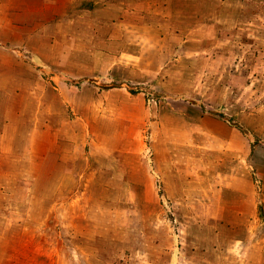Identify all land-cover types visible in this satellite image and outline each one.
I'll list each match as a JSON object with an SVG mask.
<instances>
[{"label": "rangeland", "instance_id": "1", "mask_svg": "<svg viewBox=\"0 0 264 264\" xmlns=\"http://www.w3.org/2000/svg\"><path fill=\"white\" fill-rule=\"evenodd\" d=\"M0 264H264V0H0Z\"/></svg>", "mask_w": 264, "mask_h": 264}, {"label": "crops", "instance_id": "2", "mask_svg": "<svg viewBox=\"0 0 264 264\" xmlns=\"http://www.w3.org/2000/svg\"><path fill=\"white\" fill-rule=\"evenodd\" d=\"M10 26L12 27V26H13V24H12V23H10Z\"/></svg>", "mask_w": 264, "mask_h": 264}, {"label": "trees", "instance_id": "3", "mask_svg": "<svg viewBox=\"0 0 264 264\" xmlns=\"http://www.w3.org/2000/svg\"><path fill=\"white\" fill-rule=\"evenodd\" d=\"M221 118L223 119V116H221Z\"/></svg>", "mask_w": 264, "mask_h": 264}]
</instances>
